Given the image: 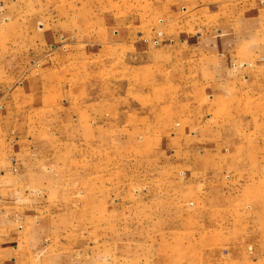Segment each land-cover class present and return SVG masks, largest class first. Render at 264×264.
<instances>
[{"label": "rangeland", "instance_id": "374dc122", "mask_svg": "<svg viewBox=\"0 0 264 264\" xmlns=\"http://www.w3.org/2000/svg\"><path fill=\"white\" fill-rule=\"evenodd\" d=\"M0 264H264V0H0Z\"/></svg>", "mask_w": 264, "mask_h": 264}]
</instances>
